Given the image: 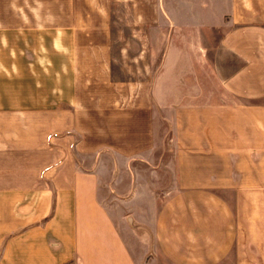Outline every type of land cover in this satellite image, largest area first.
Returning a JSON list of instances; mask_svg holds the SVG:
<instances>
[{
  "label": "crops",
  "instance_id": "crops-1",
  "mask_svg": "<svg viewBox=\"0 0 264 264\" xmlns=\"http://www.w3.org/2000/svg\"><path fill=\"white\" fill-rule=\"evenodd\" d=\"M246 1L222 24L201 10L182 51L169 30L126 80L115 7L151 32L158 0H0V190L48 205L51 236L66 212L82 264H264V13Z\"/></svg>",
  "mask_w": 264,
  "mask_h": 264
},
{
  "label": "rangeland",
  "instance_id": "rangeland-1",
  "mask_svg": "<svg viewBox=\"0 0 264 264\" xmlns=\"http://www.w3.org/2000/svg\"><path fill=\"white\" fill-rule=\"evenodd\" d=\"M158 2L160 22L156 30L151 32L149 29L132 26L131 3L115 7L113 14L115 21L112 30L115 39L114 72L118 78L126 80L149 79L153 68L159 63L162 48L166 44L164 42L170 36L169 30L172 34L171 40L168 39L171 46L175 43L177 49L182 51L185 49L184 39L191 42L195 31H197L195 28L185 26L192 25L194 16H200L201 10L202 14L206 16L203 19L205 26V22L217 25L229 18L230 0H158ZM242 6L245 9L248 8L249 11L264 13V0H249L244 4L241 3ZM210 11L213 12L211 21ZM222 30L219 28L217 31L210 26L203 28L202 46L205 48L216 47V42H219L222 37ZM197 32L199 33V31ZM138 38L143 42L145 38H149L154 43L149 50L145 48V52L137 60L136 56L132 54H135L138 48L136 49L134 45L132 48L129 46L132 41L138 43ZM147 52L154 58L147 59ZM53 195L56 194L53 193ZM48 211V205L35 204L34 200L26 195L9 194L0 190V264H82V253L73 250V247L77 248L78 246L76 242L78 236H66L67 226L71 223L67 219L64 220L67 217L66 212H60L58 226L56 223L51 226V231L54 234L51 236L48 234L50 226L46 219ZM62 221L64 222L63 226L61 225ZM35 228L37 229L35 230ZM56 239L59 242L57 249L54 248Z\"/></svg>",
  "mask_w": 264,
  "mask_h": 264
},
{
  "label": "water",
  "instance_id": "water-1",
  "mask_svg": "<svg viewBox=\"0 0 264 264\" xmlns=\"http://www.w3.org/2000/svg\"><path fill=\"white\" fill-rule=\"evenodd\" d=\"M127 223H128V225L132 228V229H134V230H136V231H139V230H143V231H145L148 235H149V232H148V229H147V227L146 226H144V225H141V224H138V225H132V219H131V217L130 216H128L127 217Z\"/></svg>",
  "mask_w": 264,
  "mask_h": 264
}]
</instances>
